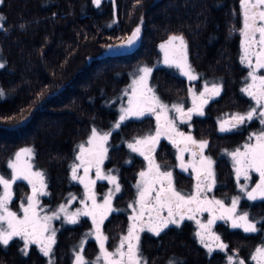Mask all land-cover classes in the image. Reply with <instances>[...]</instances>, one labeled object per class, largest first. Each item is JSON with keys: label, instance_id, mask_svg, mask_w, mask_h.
Listing matches in <instances>:
<instances>
[{"label": "trees", "instance_id": "16d2710c", "mask_svg": "<svg viewBox=\"0 0 264 264\" xmlns=\"http://www.w3.org/2000/svg\"><path fill=\"white\" fill-rule=\"evenodd\" d=\"M0 11V166L19 147L31 145L36 166L47 173L51 204L72 190L68 169L80 141L93 126L117 117L111 98L126 82L127 69L154 64L166 37L181 34L196 69L221 75L228 86L239 83L246 71L238 59L241 0H103L98 5L93 0H2ZM136 26L141 35L135 50L105 54L109 44ZM152 74L161 92L184 88L183 79L167 68L155 67ZM234 91L227 103L236 102ZM136 122L128 120L118 133L133 135ZM252 208L264 213V200ZM79 224L60 229L52 260L35 244L25 254L23 240L15 237L7 246L0 244V264H72L71 244L85 234L88 221ZM122 229L116 213L104 225L111 243ZM168 235L164 231L159 241L143 239L150 263L169 264L174 248ZM262 237L238 232L229 239L246 254ZM181 242L176 241L178 254L185 257L188 240ZM196 248L191 242L187 249L193 253ZM85 250L90 258L98 251L92 240Z\"/></svg>", "mask_w": 264, "mask_h": 264}, {"label": "snow or ice", "instance_id": "6c2138e0", "mask_svg": "<svg viewBox=\"0 0 264 264\" xmlns=\"http://www.w3.org/2000/svg\"><path fill=\"white\" fill-rule=\"evenodd\" d=\"M100 0H95L99 4ZM241 9L243 16V27L240 30L244 37L243 49L244 55L241 57L242 63H246L251 71L248 73L251 77L252 83L248 84L243 89L248 96L255 100L259 107L260 123L264 124V75H257L259 69H264V0H241ZM3 17H0L2 20ZM2 27V24H0ZM140 28L137 27L131 36L122 41L124 45H132L139 37ZM173 41H178V44H173ZM165 51L164 63L178 67L183 75L187 76L189 80H196L197 76L193 74V70L187 61V45L182 36H172L169 38L167 44L160 46ZM255 57L253 64L252 58ZM4 65L0 64V68ZM140 75L133 80L132 95L128 100V107L121 110L120 121H124L129 117H143L145 115L156 116V132L155 135H148L137 139L134 143H130L128 147L140 155L144 156L149 161L148 172L141 171V181L137 185L139 189L140 212L130 219L133 223L128 228V233L123 236L120 241V246L114 252H110L105 248V241L107 237L101 232L100 226L103 224L107 215L113 211L111 201L113 192L104 197L102 204H97L95 192L93 187L95 180H87L88 171L90 168H96V175L98 179L109 180L115 186V192L120 191V185L115 176H105L101 174L99 165L106 158L107 149L104 147L108 140L110 133L100 135L95 129L92 130V136L88 140V144L92 145L85 149L83 145L80 146V155L77 159L80 164L74 165L72 168V179H78L76 171L83 167L85 177H79L81 183L84 184L86 199L92 201L89 208L85 205L83 211L77 210L74 213L67 214L66 219L68 223L75 224L79 221L81 215L92 217V223L95 227V238L99 242L100 255L97 257V264H146L139 255V233L147 228L148 231L159 235L161 231L169 226V224L179 225L180 221L184 219L185 212L193 213L189 215V219H195V212H209L211 218L206 224L197 223L200 226V231L196 235L200 238V243L208 249L211 253L214 249L212 243H215L216 249H225L227 246L220 241V237L212 232V225L216 220L231 221L233 228H242L246 233L257 232L256 223L250 221L248 213L236 215L237 203L239 198H233L230 207H225L221 200L201 199L200 194L205 191H210L212 185L215 183L214 172L212 170L213 161L210 157L203 155V150L208 146V141H196L191 135L185 136L184 133L178 132L175 122L167 115L168 106L163 104L159 97H157L152 88L148 86V77L152 73V69L144 66L139 70ZM221 87L217 84H212L209 87L204 86V91L199 94V97L193 93V107L184 111L182 105L174 104L172 109L179 115L181 122L191 120L193 114L203 115L204 105L212 98L219 96ZM0 95H3L0 92ZM198 101V102H197ZM257 115V108H252L246 114H234L229 120H222L220 122V131L227 132L238 128L247 121H252ZM117 123L116 127L119 128ZM255 136L254 144H246L244 151L236 150L230 153L234 160V167L236 170V178L239 181L243 176L245 180L251 179V173L259 174V182L251 191L246 192L248 200H264V131ZM164 136L172 141L174 145L180 148V152L190 151L189 146H194L199 151V160L190 166L197 172V190L192 195H182L175 189L172 183L171 172H161L160 165L155 163L151 153L155 151V146L159 139ZM179 138V139H177ZM197 153H193L195 156ZM32 149H21L16 153L15 161H10L8 167L12 169L11 179H5L0 176V185L3 186V194L0 195V244L7 246L14 237H19L24 241V251L27 254L29 245L36 244L40 246V251L49 256L52 251V245L55 243V231L52 230L51 235H45L49 232V222L53 218H57L58 214L53 213L52 216L39 217L36 212V197L38 195H45L44 189V174L42 172L32 171L31 164L24 162L21 164L22 157L30 158ZM182 169L187 170L189 165L183 162V156L179 157ZM18 180H26L28 184L32 185V195L27 197V206L21 204L23 216H18L16 212L10 211L8 208L9 202L13 198L12 185ZM167 181L165 186L164 181ZM200 181H211L204 187H201ZM160 187L157 189L156 185ZM245 186L241 185V190L244 191ZM155 191V196H152ZM75 199V197H72ZM84 203V201H81ZM167 209V217H162L161 213ZM219 210L220 214L215 215V211ZM61 212H65V208L61 205ZM145 212L148 213L149 220L145 222L143 217ZM154 214V215H153ZM179 216V219L175 217ZM126 245V251L124 250ZM229 264H231L233 257H229ZM252 259L256 264H264V246L258 247ZM76 264H87L81 253H77ZM169 264H175L170 261ZM238 264H244L241 260Z\"/></svg>", "mask_w": 264, "mask_h": 264}, {"label": "flooded vegetation", "instance_id": "af4514ba", "mask_svg": "<svg viewBox=\"0 0 264 264\" xmlns=\"http://www.w3.org/2000/svg\"><path fill=\"white\" fill-rule=\"evenodd\" d=\"M242 16V15H241ZM243 19V16H242ZM242 21V20H241ZM241 29H242V22H241ZM243 35L240 32V38ZM188 43V42H187ZM187 51L190 54L189 46L187 47ZM255 63V62H254ZM193 64V63H192ZM194 65V64H193ZM247 71V69L245 68ZM245 71V72H246ZM247 72H250L247 71ZM174 73V72H173ZM178 75L183 79L184 88L179 90H174L170 92H161V95L165 99L169 98L170 102H176L183 106L184 111L193 107V95H189V83L186 81V78L179 74ZM257 75H264V69H259L257 71ZM251 79V77H249ZM202 78H200L201 80ZM220 83V82H219ZM204 84H200L198 86L195 95L199 97V94L204 91ZM221 92L219 96H216L209 100L207 104L204 105L203 108V115H195L193 114L191 120L186 122H181L179 115L174 111L172 116H168L175 122L176 129L178 132H182L187 135H191L196 141L206 140L208 141V146L203 150V155L206 157H210L213 161L212 170L214 172V180L215 183L212 185L210 191H205L200 194L201 199H208L211 198H219L221 201L225 202H232V199L235 197L236 194V183L237 179L235 178V168L234 163L232 161V157L230 155V151L234 147L242 146L246 140L250 139L255 132H259L261 130V123H260V116L257 114L252 121H247L246 123L240 125L238 128L232 129L231 131L221 132L220 131V122L222 120H229L234 114H246L250 111L254 106H256L255 100H253L250 96L247 95L243 91L244 84L236 83L234 85H226L224 79H222L221 84ZM211 87V85L209 86ZM232 88L235 90V101L232 103H227V99L230 95ZM162 97V98H163ZM237 99H239L237 101ZM198 102V101H197ZM114 119V118H113ZM129 120H137L135 127H133L136 132L133 135H140V136H148V135H155L156 132V116L155 115H145L139 118H132ZM125 122H121L117 117L107 124L103 125V127H94V129L98 130H106L105 133H110L108 140L105 142L104 147L107 149L106 158L103 162L99 165L102 168L103 173H108L110 176H115L117 181L120 185V191L117 193L115 192L114 196V206L116 209L110 213L108 218L114 213L119 214L120 219L122 221L123 229L121 231L127 230V216L124 211V205L129 202H133L136 196L138 195V179L140 177V172L145 171L148 172L149 169V161L144 158V156L134 153L127 155L126 151V137H131L126 135L122 130L118 133V128L116 127L117 123L120 124L119 128L122 127ZM133 130V129H131ZM91 133V130H90ZM89 133V134H90ZM87 135L82 141H85L88 138ZM179 139V138H177ZM80 141V143L82 142ZM124 147L125 151L122 148V157L119 151V147ZM90 147H93L92 145ZM87 147L86 149L90 148ZM184 145L181 144L179 147L174 145L170 139L167 137L162 136L159 139V142L155 146V151L151 153V156L154 158L155 163L160 165L161 172H171L172 173V183L173 186L177 191H179L182 195H192L197 190V172L193 170V167L190 166L191 164L197 162L199 160V151L194 146H189L190 151H184L183 153L180 152V148H183ZM193 153H197L195 156ZM183 156V162L185 165H189L187 170L182 169L180 167L181 161L179 157ZM73 160L70 163L69 167V178H70V186L72 187L71 192L76 191L79 193L80 191L83 192V187L80 185L79 182H72V168H73ZM122 167H124V171L122 172ZM93 168L96 170L95 167ZM90 171V170H89ZM88 171V172H89ZM89 178V174H87ZM87 178V179H88ZM165 186H167V181H164ZM201 187H204L207 183H211V181H200ZM113 184L106 179H99L95 182V187L101 195L107 192V190L112 187ZM160 187L159 184L156 185L158 189ZM152 196H155V191H153ZM129 199V200H128ZM128 201V202H127ZM257 202L262 201L260 199L256 200ZM189 214L193 215V213L184 214V219L180 221L179 225L176 224H169L167 228L160 232L159 235L154 234L153 232H144L141 234V245L142 241L147 238L153 237L154 239L158 240L164 231L169 232V239H172V246L174 248V253L169 256L170 260L175 262V264H191L193 262H197V264H226L228 254H232L233 260L235 261L236 256L242 257L246 262L248 261V257L250 256V252L248 251L246 254H242L243 250L239 246H236L231 242L229 237L236 236L238 232L249 234L244 232L241 228H233L231 223L225 220H216V222L212 225V232L220 237V241L225 244L227 247L223 250L216 249L215 243L211 242L213 247V251L209 253L208 249L205 248L200 243V238L196 235L197 231H199V227L197 226L196 219H189ZM194 214L201 215L202 220H205L206 223L211 218V214L207 211L205 212H195ZM220 212L217 209L215 211V215H219ZM154 215V214H153ZM162 217H167V209L161 213ZM107 218V219H108ZM179 219V216L175 217ZM105 220V222L107 221ZM84 220L88 221V225L84 233H86L91 226V222L89 218L82 217L77 224L83 223ZM143 220L147 222L149 220L148 213L145 212ZM104 224L102 225V231L104 228ZM79 224V225H81ZM85 227V226H83ZM105 233V230H104ZM257 234V233H251ZM106 235V233H105ZM121 234H119L120 236ZM107 236V235H106ZM119 236L114 242L108 241L110 246L117 243L119 240ZM108 238V237H107ZM79 239V238H78ZM160 240V239H159ZM158 240V241H159ZM186 241L188 240V244L184 245L186 248L185 257L179 255L178 248L176 241ZM90 240H88L89 242ZM191 242L197 246L196 250L192 253L188 248V245ZM182 244V242H181ZM180 247L184 248L183 246ZM87 246V245H86ZM143 248V247H141ZM98 249V248H97ZM85 250V248H84ZM144 250V248H143ZM86 251V250H85ZM196 264V263H195ZM250 264V263H249Z\"/></svg>", "mask_w": 264, "mask_h": 264}, {"label": "rangeland", "instance_id": "374dc122", "mask_svg": "<svg viewBox=\"0 0 264 264\" xmlns=\"http://www.w3.org/2000/svg\"><path fill=\"white\" fill-rule=\"evenodd\" d=\"M93 1H95V0H93ZM102 1L103 0H100L99 3H101ZM1 2H2V0H0V6H1ZM96 5H98V4L96 3ZM0 17H3L1 15V11H0ZM2 23H3V19L0 20V24H2ZM136 28H137V26L134 27L132 29V31H135ZM140 35H141V29H140L139 36ZM172 36H182V35L179 34V33L172 34V35L166 37L163 40V42H161L159 44V51H158L159 52V56L156 58L154 64H150V63H147V62L139 63V64L133 66V68L127 69V72H125V75H127L126 82H124L123 87L121 88L119 93L113 94L112 98H111L112 99L111 103L113 104V108H116L117 118L118 119L120 118L121 110L123 108H127L128 107V100H129V97L132 95L133 80L137 79L138 76L140 75L138 70L141 67L147 66V67L152 69V72L155 69V67H164V68L169 69L170 71H173L176 74L179 73V74L183 75V73L181 72V70L178 67H176L174 65H169V64H165L164 63L165 51L160 46L162 44H167V42L169 41V38L172 37ZM243 40H244V38L241 39L239 47H238V49H239L238 59L240 60L241 63H242L241 57L244 55V49H243V43H242ZM184 41L186 42V45L188 47V43H187V40H185V38H184ZM112 44L113 43H111V44H109L107 46V48H106L107 51L111 50ZM173 44H178V41H173ZM186 51H187V49H186ZM252 60H253V64H254L255 57H253ZM3 61H4V59H2L1 53H0V64H3ZM187 61H188V64L191 66V69L193 70V74L197 76L196 80H189L187 76L183 75L186 78V81L189 83L188 84L189 85V92H188L189 95H193V93H196V91H198L197 90L198 86L200 87V84H204V85L207 84L208 86H210L212 84H217V85L221 84V81L223 79V77L221 75L219 76V75H216V74H210V73L208 74V73H206L204 71H201L199 69L197 70L196 67L191 62L190 54L188 53V51H187ZM242 65L245 66L247 71H249V70L251 71V68H249L246 63H242ZM247 71L244 73V75L242 74L241 79H240L241 83L244 84V88L247 87L248 84L252 83V80L249 78V75H248L249 72H247ZM200 78H202V79L200 80ZM148 86L153 89L155 95L157 97H159L160 101L163 104L168 106L167 115L168 116H172V113L174 112V110L172 109V105L178 104V103L170 102L169 98L165 99L163 97V95H161L157 85H155V83L153 81V74L152 73L148 77ZM178 105H180V104H178ZM254 108H256V107L254 106ZM259 111H260V109L257 106V114L258 115H259ZM132 118H135V117H129L128 119L124 120L123 122L128 121L129 119H132ZM136 118H139V117H136ZM94 127L95 126L92 127L91 133L89 134L88 138H86L85 141H82L81 143L78 144V146H77V148H76V150L74 152L75 154H74V159H73V163H72L73 166L80 164V161L77 159V157L80 155V146L83 145V147L85 149L87 147L91 146V145L88 144V140L92 136V130L94 129ZM96 131L100 135H103L106 132V130L102 131V130H98V129ZM261 131H264V124H261V130L259 132H255V134H259ZM140 138H143V136L132 135L131 137H126V139H125L126 140V146H127L126 147V151H127V155H129V157L131 156V154H134V153H137V152H133L128 147V145L130 143H134L137 139H140ZM255 142H256L255 141V136L253 135L252 137H250V139L246 140L245 143L242 146L234 147L230 151V153L235 152L236 150H239V151L243 152L245 150L244 146L246 144H254ZM25 148L32 149V155H31L30 158L22 157L21 164H23L24 162H27L28 164H31L33 172H36V171L42 172L44 174V183L46 185V187L44 189V192L46 194L45 195H38L36 197V201H37V203H36V212H37L38 216L41 217V218L44 217V216H52L53 213H57L58 214L57 218H53L49 222V232L45 233V235L47 236V235H51L52 230L55 231V237H54L55 243L52 245V251H51V253L48 256V259L52 260L53 259L54 246L57 243V241H56L57 235L59 234L60 229L62 227H64V225H66L68 223L67 219H66V213L67 214H71V213L76 212L78 209L83 211L85 209V205H87L90 208L91 205H92V201L86 199L84 184L81 183L80 180H79V177H85L84 168L80 167L76 171V176L78 177V179H75V180L72 179V182L73 181L74 182H79L80 185H82V187H83V192L80 191L79 193H77L75 191L74 194H73V192H69L66 196H63L62 201H60L58 203H52L51 204V201H50V198H49L50 197V187H48V176H47V173L44 171L43 168L36 166L35 155H34L33 147L31 145L19 147L13 154H11L10 157L7 159L6 164L3 167L0 166V176H3L5 179H11L12 169L8 167V164H9L10 161H15L16 153L19 152L21 149H25ZM232 161L234 163L233 158H232ZM89 170H90L88 172L89 178L85 177L86 181L87 180H95V182H96L97 180H99L97 178V175H96V170H94V172L92 171L93 168H90ZM100 171H101L102 175L110 176L106 172L104 174L101 167H100ZM235 178H236V170H235ZM140 181H141V177H139V179H138V184L140 183ZM258 182H259V174L258 173H255V172L251 173V179L250 180H245L244 177L241 176L239 181H237V183H236V194H235L234 198H239L238 203H237L236 215L238 216V215H242L243 213H248L250 221L256 223V226H257V229H258L257 232H253V233L262 234V236H263L262 238L263 239H262L261 243L258 246L254 247L251 250V252L249 253L250 256L248 257V261L247 262L242 257L236 256L235 261L231 262V264H238V262L241 261V260L244 262V264H249V263L250 264H256V261L252 259V256L255 254L256 249L258 247L264 246V225H261L262 223L264 224V213H258L255 210H253L252 206L256 205L258 202L256 200L255 201L248 200V198L246 196V192L247 191H251V189L253 187H255L256 183H258ZM241 185L245 186L244 191L241 190ZM94 187H95V185H94ZM94 187H93V191L95 192L97 204H102L103 203L104 197L109 193L110 190L114 193L113 196H112V201H111L112 209L114 211L116 209V207L114 206L115 186L113 185L112 187H110L107 190V192L104 193L103 195H101L100 192ZM24 188H27V191H24L25 190ZM12 193H13V198L9 202L8 208H9L10 211L16 212L18 216L22 217L23 216V211L21 209V204H23L24 206H27V197L29 195H32V185L28 184V182L26 180H18L15 183H13V185H12ZM137 193H138V195L136 196V198L134 199L133 202L130 201L128 205H127V203L124 205V211H125L126 216H127V226H126L127 230L126 231L125 230L124 231H120L119 234H121V235L119 236V240L117 241L116 244L110 246L108 244L109 238H107V240L105 241V248L108 251H110V252H114L115 249L120 246L121 238L123 236L127 235L128 228L133 223V221L130 218L133 217L134 215H138L139 212H140V204L138 203L139 190H138ZM2 194H3V186L0 185V195H2ZM72 197H75V199H72ZM210 199L212 200L214 198L210 197ZM215 199L216 200H220L219 198H215ZM81 201H84V203H81ZM231 203L232 202L225 201L224 205H225V207H230ZM61 205L64 206L65 212H61L60 211ZM110 213L107 215V218L110 215ZM189 215H191V214H189ZM194 215H195L196 222L200 221V223L206 224V221L202 220L201 215H197V214H194ZM82 217L89 218L90 222L92 223V217L81 215L79 220ZM105 220H104V222H105ZM104 222H103V224H104ZM227 222L232 224V222L230 220L227 221ZM102 225L100 226L101 232L103 233L104 236H106L105 233H104V228H103V231H102V228H101ZM197 226L199 227V231H200L201 229H200V226H199L198 223H197ZM144 232H148V234H149L150 231H148L147 228H145L144 231H141L139 233V255L142 257L143 261L146 262V264H152V263H150L149 259L146 258V255H145V253L143 251V248H141V246H142L141 242H140L141 234L144 233ZM17 238H19V237H17ZM88 240L94 241L96 243V245H97V248H98L97 249L98 251H97V253L95 254V256L93 258L88 257V255L86 254V251L84 250V248L86 247V245L88 243ZM36 246L40 249L39 245H36ZM212 246H214V245H212ZM71 249L73 251V256H72V260H71L72 264H76L75 257H76V254L78 252L82 254V256L84 257V259L87 262V264L88 263L97 264V257L100 255V246H99V242L95 238V227H94L93 223L91 224L90 229L82 237H80L79 239L76 240V242H73L71 244ZM124 250L125 251L127 250L126 249V245H125ZM229 257H232L231 253L228 254V258ZM228 258H227V263L226 264H229V259ZM101 264H103V261H101Z\"/></svg>", "mask_w": 264, "mask_h": 264}, {"label": "water", "instance_id": "95a60500", "mask_svg": "<svg viewBox=\"0 0 264 264\" xmlns=\"http://www.w3.org/2000/svg\"><path fill=\"white\" fill-rule=\"evenodd\" d=\"M242 27H243V19H242ZM133 32L134 31H132V33ZM132 33H130L125 38L121 39V41L113 43L111 50L105 51V54L122 55V54H126V53H131L133 50H135L140 44V36L136 39V41L132 45L122 44V41L125 40L127 37L131 36Z\"/></svg>", "mask_w": 264, "mask_h": 264}]
</instances>
